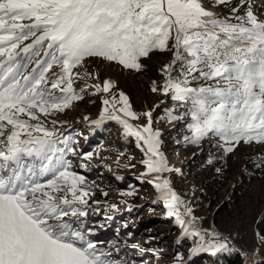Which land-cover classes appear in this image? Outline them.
<instances>
[{"label":"snow or ice","instance_id":"6c2138e0","mask_svg":"<svg viewBox=\"0 0 264 264\" xmlns=\"http://www.w3.org/2000/svg\"><path fill=\"white\" fill-rule=\"evenodd\" d=\"M245 2L218 16L202 0H0V264H117L86 239L83 221L71 219L87 216L79 206L88 204L91 188L65 159L75 150L58 148L57 130L40 121L82 99L73 90L80 77L74 69L88 58L139 72L142 58L170 52L160 68L163 83L153 81L151 91L191 102L192 142L219 135L225 154L241 142H264V20L250 7L238 14ZM199 81L212 83L190 86ZM93 87L111 93L116 85L105 79ZM102 103L94 123L115 120L146 150L148 173L168 171L152 113L134 111L123 91ZM141 116L147 123H131ZM155 180L167 215L182 227L192 224V209L169 181ZM184 234L200 237L190 256L233 251L218 233L208 241L199 230L184 227Z\"/></svg>","mask_w":264,"mask_h":264},{"label":"rangeland","instance_id":"374dc122","mask_svg":"<svg viewBox=\"0 0 264 264\" xmlns=\"http://www.w3.org/2000/svg\"><path fill=\"white\" fill-rule=\"evenodd\" d=\"M202 3L208 11L228 16L230 7L238 5L239 0H231L228 6L217 5L215 0ZM247 7L264 20V0H246L238 14ZM170 57V52H154L150 59L142 58L145 67L139 72L115 62L88 58L74 69L80 77L74 79L73 90L82 99L73 101L63 112L40 116L46 127L57 130L58 148L75 150V154L66 152L65 159L72 162V170L86 177L91 188L88 204L79 206L87 216L71 219L83 221L81 230L86 239L110 252L117 264H177V256L182 257L181 264L199 257L201 264H210L212 257L222 254L190 256L200 237L185 235L184 227L199 230L205 241L214 239L209 235L212 232L221 240L227 238L230 248L248 252L241 255L244 263L250 264L256 260L254 255L264 257V142H241L228 154L224 151L227 144L219 135L209 133L192 142L188 127L192 123L191 102L151 91L153 81L162 84L160 68ZM179 72L177 68L173 75ZM105 79L113 81L116 88L111 93L96 92L93 85ZM206 83L212 82L199 81L190 86ZM120 91L129 97L138 114L156 105L152 127L160 132V151L168 171L148 173L143 163L148 158L146 150L137 147L134 137L125 136L115 120L94 123L104 108L103 99L118 96ZM131 123L142 125L147 118L141 116ZM89 152L92 156L85 160L84 154ZM82 163L86 169L80 167ZM157 175L169 181L184 206L192 209L196 221L182 227L174 216L167 215L168 209L155 188ZM230 241L238 246L232 247Z\"/></svg>","mask_w":264,"mask_h":264},{"label":"trees","instance_id":"16d2710c","mask_svg":"<svg viewBox=\"0 0 264 264\" xmlns=\"http://www.w3.org/2000/svg\"><path fill=\"white\" fill-rule=\"evenodd\" d=\"M233 251L231 252H225L222 254H219L216 257H212L210 260V264H245L244 263V256L241 255V253L236 249L232 248ZM202 257H199L195 260H193L189 264H201L202 263ZM250 264H264L263 260H253Z\"/></svg>","mask_w":264,"mask_h":264},{"label":"water","instance_id":"95a60500","mask_svg":"<svg viewBox=\"0 0 264 264\" xmlns=\"http://www.w3.org/2000/svg\"><path fill=\"white\" fill-rule=\"evenodd\" d=\"M171 58L172 57H170L169 58V60L167 61V63L171 60ZM162 83H163V81H162ZM155 106L156 105H154L153 106V109H151V110H149L152 114H153V111H155ZM151 117H152V115H151ZM152 119V118H151ZM164 177V176H163ZM165 179V178H164ZM187 219H191V217H187V216H185ZM194 221H196V219L194 220ZM228 237V236H227ZM228 239H229V237H228ZM230 243H231V246L232 247H237L238 245L237 244H235L234 242H231L230 241ZM241 253L243 254V255H246V254H248V252H244V251H241ZM254 255V254H253ZM256 260H263L264 261V257H259V256H253Z\"/></svg>","mask_w":264,"mask_h":264}]
</instances>
